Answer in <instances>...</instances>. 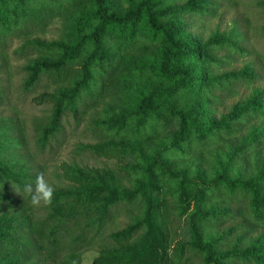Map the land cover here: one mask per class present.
<instances>
[{"label": "trees", "instance_id": "obj_1", "mask_svg": "<svg viewBox=\"0 0 264 264\" xmlns=\"http://www.w3.org/2000/svg\"><path fill=\"white\" fill-rule=\"evenodd\" d=\"M167 0H127L122 9L115 0H0V41L15 32L27 34L32 28L44 30L55 17H62L64 33L61 39L45 41L32 39L29 45L46 56L31 60L25 66V86H33L44 73L62 75L66 69L78 65L76 75L69 85L53 93H43L52 103V112L39 135L40 144L60 128L65 110L76 114L77 104L83 94L94 95L102 76L114 68L123 53L135 46L138 37L155 44L159 57L152 62L136 61L133 69L139 74L149 70L156 85L146 89L130 101L127 114L103 119L99 125L120 140L103 141L84 148L102 156L119 153L132 161L122 167L133 178L130 188H116L112 177L105 172L67 166L65 178L74 186L53 192L52 205L63 202L77 209L92 204L94 224L101 227L111 207L140 202L142 213L134 217L125 228L110 234L112 247L102 250L93 264H171L169 241L160 220L163 189L169 186L177 195L179 207L185 211V202L193 201V216L188 218V236L203 264H264V236H257L245 249L236 244L220 251L215 247V237H204L201 229L207 217L227 214V208L215 205L206 207V196L224 193L249 199L254 219L264 223V162L255 163V172L247 177L241 172L240 161L264 141V129L255 128L238 138V143L228 151L224 163L209 180L190 179L188 170H174L168 160L173 155L186 156L192 147L203 146L222 135L232 136L252 119H264L262 94L255 93L234 105L218 120L207 116V91L220 88L230 79L254 76L249 67L236 73L210 76L202 65L210 62L207 45L192 42L185 34L184 24L172 15L180 10L196 15L210 14L214 4L210 0H186L180 6H170ZM217 43L222 40H211ZM201 68V69H200ZM100 90V88H99ZM168 123L173 130L159 143L147 148V136L156 133ZM148 138V137H147ZM5 139V138H4ZM0 137V205L15 204L11 189L21 197L24 186L34 183L24 169L10 165L4 154L13 140ZM165 157V158H164ZM200 186L201 191L194 188ZM20 229L14 221L0 223V264H21L24 258L5 248L18 239ZM183 243L179 244L180 256ZM3 253V255H2Z\"/></svg>", "mask_w": 264, "mask_h": 264}, {"label": "rangeland", "instance_id": "obj_2", "mask_svg": "<svg viewBox=\"0 0 264 264\" xmlns=\"http://www.w3.org/2000/svg\"><path fill=\"white\" fill-rule=\"evenodd\" d=\"M119 7H127V0H115ZM186 0H167L170 6H180ZM212 12L196 15L180 10L178 17L184 24L185 34L196 44L207 45L212 60L202 67L210 76L236 73L249 67L254 76L230 79L220 88L205 92L208 99L207 116L218 120L231 108L255 93L262 94L264 105V0H210ZM62 17H55L44 30L32 28L27 34L13 33L0 41V137L13 140L4 154L7 162L24 169L35 181L43 174L53 190H66L74 184L63 175L67 166H78L105 172L112 177L116 188H130L133 178L123 169L132 161L119 153L102 156L86 148L103 141H117L119 137L106 132L99 125L103 119L127 114L132 98L146 89L153 88L156 80L149 70L139 74L133 65L136 61L148 63L159 57L155 44L138 37L135 46L123 53V58L102 76L98 91L94 95L83 94L77 104L76 114L65 110L60 128L50 136L45 145L39 141L40 131L47 125L52 112V103L41 98L43 93L69 85L76 75L78 65L66 69L58 76L44 73L31 87L25 86V66L31 60L46 56L37 48L27 44L29 40L55 41L64 33ZM211 40L222 42H211ZM201 69V68H200ZM100 88V90H99ZM264 129V119H252L241 126L232 136L222 135L203 146L190 148L186 156L173 155L168 160L174 170L186 168L190 179L209 180L224 163L226 154L238 143V138L255 128ZM173 128L163 124L153 135L146 137V147L156 148ZM4 139V140H5ZM264 162V141L251 153L237 162L247 177L255 172V163ZM195 190L201 191L197 186ZM160 220L168 236V254L171 264H203L202 256L194 250L188 236V218H192L193 201L185 202V211L178 206L177 195L169 186L163 189ZM15 204L0 205V223L14 221L20 229L18 239L5 250L24 258L21 264H93L98 254L112 247L110 234L125 228L134 217L142 213L140 202L119 203L110 208L101 227L94 224L93 205L77 209L69 202L60 205L33 206L29 197H21L18 190L11 189ZM206 207L227 208V214L207 217L201 223L204 237L217 239L215 247L220 250L237 245L245 249L257 236H264V223L254 219L249 199L239 195L230 196L224 191L206 196ZM183 243L182 250L176 251ZM3 255V253H2ZM230 264H243L230 261Z\"/></svg>", "mask_w": 264, "mask_h": 264}, {"label": "clouds", "instance_id": "obj_3", "mask_svg": "<svg viewBox=\"0 0 264 264\" xmlns=\"http://www.w3.org/2000/svg\"><path fill=\"white\" fill-rule=\"evenodd\" d=\"M23 192L30 198V203L33 206H47L52 203L54 190L44 175L38 174L34 183L24 186Z\"/></svg>", "mask_w": 264, "mask_h": 264}]
</instances>
